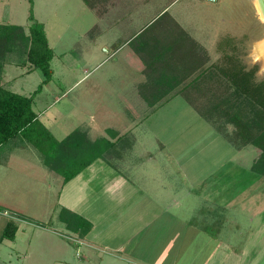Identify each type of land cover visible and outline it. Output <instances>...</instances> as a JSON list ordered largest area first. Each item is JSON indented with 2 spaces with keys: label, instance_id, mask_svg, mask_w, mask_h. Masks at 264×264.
Instances as JSON below:
<instances>
[{
  "label": "crops",
  "instance_id": "obj_1",
  "mask_svg": "<svg viewBox=\"0 0 264 264\" xmlns=\"http://www.w3.org/2000/svg\"><path fill=\"white\" fill-rule=\"evenodd\" d=\"M197 1L169 0L150 16L131 13L125 23L108 24V59L115 68L123 60L121 70L108 72L109 80L120 83L108 99L123 100L126 109L151 110L146 119L175 109L205 123L182 93L207 92L208 71L224 67L228 55L239 61L243 43L235 20L218 16L226 0L205 6ZM12 77L3 76L5 86ZM139 123L111 127L130 135L119 156L107 154L58 185V207L92 223L85 236L75 233L87 261L102 249L106 264H264V177L252 169L260 150L245 161L246 148H236L212 128L209 148L187 159L172 149L171 139H161L159 146L154 138L150 145L148 136L146 146L154 149L144 153L147 161L125 164L127 149L140 140ZM82 128L93 140L108 137V127L94 120ZM98 198L108 201L94 210ZM18 234L19 229L13 242Z\"/></svg>",
  "mask_w": 264,
  "mask_h": 264
},
{
  "label": "rangeland",
  "instance_id": "obj_2",
  "mask_svg": "<svg viewBox=\"0 0 264 264\" xmlns=\"http://www.w3.org/2000/svg\"><path fill=\"white\" fill-rule=\"evenodd\" d=\"M168 1L103 0L94 9L85 0H0V23L28 27L33 11L34 17L45 25L54 51V75L36 93L34 107L56 138L93 120L104 130H122L135 120L140 122L136 130L140 140L134 148L127 149L125 164L147 161L144 153L154 149L146 146L148 136L150 145L154 138L159 146L162 140L171 139L172 149L184 159L194 150L209 148L208 135L215 128L207 120L197 124L185 110L175 109L158 110L146 119L151 110L126 109L122 107L126 105L123 100L108 99L113 87L120 85L119 81L108 79V72L123 67V60L115 68V61L108 59V24L125 23L131 13L150 16ZM197 4L211 3L198 0ZM259 5V0H226L217 12L219 17L221 12L238 24L243 43L241 60L248 68L256 65L258 79L264 80V18ZM4 73V77H15L6 84L7 88L27 95L34 94L43 79L42 71L31 70L27 62L9 64ZM111 105L116 108H109ZM242 148H246L243 159L249 161L256 147L249 144ZM62 178L49 170L40 152L21 136L0 147V234L6 219L13 218L19 224L16 241L0 242V264H106L100 256H108V252L102 249H95L94 258L87 261V249L78 241L79 235L60 220L58 185ZM107 201L108 198H98L92 208L98 209Z\"/></svg>",
  "mask_w": 264,
  "mask_h": 264
},
{
  "label": "trees",
  "instance_id": "obj_3",
  "mask_svg": "<svg viewBox=\"0 0 264 264\" xmlns=\"http://www.w3.org/2000/svg\"><path fill=\"white\" fill-rule=\"evenodd\" d=\"M32 3L34 0H30ZM96 8L103 0H85ZM30 25L0 23V147L15 137H23L41 154L49 170L63 176L67 183L85 168L106 155L121 154L128 146V135H119L112 128L108 137L91 139L88 131L76 128L63 139L56 138L39 118L34 109L37 92L50 82L54 75L51 60L54 56L44 23L30 13ZM30 63L32 69H40L42 82L34 94L25 95L7 88L3 82L6 65ZM256 65L248 68L236 55L226 57L224 67L208 71L209 90L183 96L215 130L236 148L252 144L260 150L252 169L264 176V80L257 77ZM205 76L199 81H205ZM59 218L71 231L85 236L92 223L69 208L61 207ZM19 224L8 219L0 234V242L15 240Z\"/></svg>",
  "mask_w": 264,
  "mask_h": 264
},
{
  "label": "water",
  "instance_id": "obj_4",
  "mask_svg": "<svg viewBox=\"0 0 264 264\" xmlns=\"http://www.w3.org/2000/svg\"><path fill=\"white\" fill-rule=\"evenodd\" d=\"M259 7H260V10L261 12L263 13V16H264V0H259Z\"/></svg>",
  "mask_w": 264,
  "mask_h": 264
},
{
  "label": "built area",
  "instance_id": "obj_5",
  "mask_svg": "<svg viewBox=\"0 0 264 264\" xmlns=\"http://www.w3.org/2000/svg\"><path fill=\"white\" fill-rule=\"evenodd\" d=\"M202 1H205V2H217L218 0H202Z\"/></svg>",
  "mask_w": 264,
  "mask_h": 264
},
{
  "label": "bare ground",
  "instance_id": "obj_6",
  "mask_svg": "<svg viewBox=\"0 0 264 264\" xmlns=\"http://www.w3.org/2000/svg\"><path fill=\"white\" fill-rule=\"evenodd\" d=\"M261 14H262V16H263V13L261 12ZM263 18H264V16H263Z\"/></svg>",
  "mask_w": 264,
  "mask_h": 264
}]
</instances>
